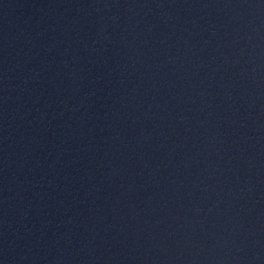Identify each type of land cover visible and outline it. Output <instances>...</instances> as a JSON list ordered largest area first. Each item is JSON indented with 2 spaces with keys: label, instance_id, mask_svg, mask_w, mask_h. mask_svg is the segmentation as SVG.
Instances as JSON below:
<instances>
[{
  "label": "water",
  "instance_id": "water-1",
  "mask_svg": "<svg viewBox=\"0 0 264 264\" xmlns=\"http://www.w3.org/2000/svg\"><path fill=\"white\" fill-rule=\"evenodd\" d=\"M0 264H264V0H0Z\"/></svg>",
  "mask_w": 264,
  "mask_h": 264
}]
</instances>
